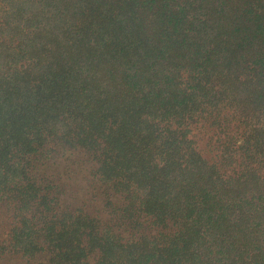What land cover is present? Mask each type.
<instances>
[{
	"label": "trees",
	"instance_id": "1",
	"mask_svg": "<svg viewBox=\"0 0 264 264\" xmlns=\"http://www.w3.org/2000/svg\"><path fill=\"white\" fill-rule=\"evenodd\" d=\"M56 146L109 220L35 173ZM0 203L28 260L264 264V0H0Z\"/></svg>",
	"mask_w": 264,
	"mask_h": 264
},
{
	"label": "rangeland",
	"instance_id": "2",
	"mask_svg": "<svg viewBox=\"0 0 264 264\" xmlns=\"http://www.w3.org/2000/svg\"><path fill=\"white\" fill-rule=\"evenodd\" d=\"M35 173L41 178L55 181L63 189L62 200L71 208L82 206L104 220L111 217L108 208V195L94 176L96 162L88 152L82 149H70L56 146L50 153L44 152L35 160ZM114 201L119 197L111 195ZM11 214L6 206L0 203V240L8 237L11 225ZM0 251V264H51L48 257L39 255L28 260L8 251Z\"/></svg>",
	"mask_w": 264,
	"mask_h": 264
}]
</instances>
